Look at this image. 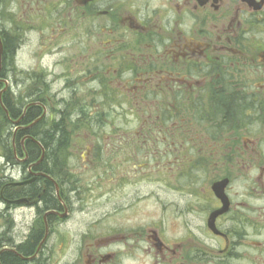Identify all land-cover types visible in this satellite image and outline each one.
Returning a JSON list of instances; mask_svg holds the SVG:
<instances>
[{
  "label": "flooded vegetation",
  "instance_id": "obj_1",
  "mask_svg": "<svg viewBox=\"0 0 264 264\" xmlns=\"http://www.w3.org/2000/svg\"><path fill=\"white\" fill-rule=\"evenodd\" d=\"M228 1L29 0L20 26L31 9L65 24L45 40L68 45V89H56L44 66L17 68L24 29L0 0V264H264V0ZM57 122L61 152L39 137ZM143 202L158 219L141 224Z\"/></svg>",
  "mask_w": 264,
  "mask_h": 264
},
{
  "label": "rangeland",
  "instance_id": "obj_2",
  "mask_svg": "<svg viewBox=\"0 0 264 264\" xmlns=\"http://www.w3.org/2000/svg\"><path fill=\"white\" fill-rule=\"evenodd\" d=\"M42 1V0H38ZM232 1V7L233 6H238L239 0ZM57 3V1H56ZM7 6L14 12L18 13V17H20L21 12H26L28 8V0H12L7 3ZM36 7V5H34ZM57 6V5H56ZM224 7H229V1L224 0ZM51 7V6H50ZM32 8V7H31ZM49 14V13H47ZM48 19H44L43 15L35 13L34 10L31 9V18H21V22L25 19L23 22L24 27H26V33L24 36L23 44L21 47V50L19 52L20 59L17 61L18 66L17 68L19 70H23V68H32L34 66L40 67L44 66L47 70V73L49 76H51L52 81L54 82L53 88L56 89H68V45L66 42H45V40L49 37L51 38L54 36V34L58 31H64L62 29L65 28V24H60L62 21V16L59 18V15L56 13V10L53 11V15L51 16L50 14L48 15ZM3 19V18H2ZM1 19L2 25L6 24V21ZM52 27H55V31H52ZM81 58L80 56H74V59ZM71 60V59H70ZM69 65H71L69 63ZM27 77L28 74H19L16 76V79H22L24 78V82L27 83ZM15 78V77H13ZM14 81V79H13ZM25 90V87L23 88ZM66 92V90H65ZM65 92L63 94H65ZM58 106V105H56ZM55 107V105L53 106ZM106 143L104 142L102 146L104 147V150L107 151L106 149ZM222 147L219 148L218 152L216 153L215 157V166L218 167V169H222V172H225V162L221 161L220 158L217 159V157L221 156L223 153V148L224 143L221 144ZM108 146V145H107ZM76 150V149H74ZM227 160V159H226ZM237 164V166H236ZM228 162L227 167L230 169V171L234 174L237 175V172L235 168L238 167L239 165V160L236 162ZM254 167V163H253ZM171 169V168H168ZM154 172L158 171L157 169L153 170ZM239 171V170H238ZM245 173H248L246 176H243V178L246 180L247 183H253V175L255 173V168L254 171L252 169L249 170V172L244 171ZM163 174L165 172L163 170H160V175L158 176L163 178ZM241 175V174H239ZM87 176H91L88 174ZM146 177H151V174L148 172H144L143 174L140 175L139 179L136 181V184H132L136 189L133 190L132 196L136 195L140 192V189L137 188V185H140L144 182V179ZM178 175H174L172 178L176 179V182L172 183V187L178 188L179 186V180H178ZM205 181H208L207 175L204 173L203 175ZM158 178H156V181H158ZM168 178V177H167ZM148 182V180H147ZM145 183V185L147 184ZM207 186V184H205ZM96 188V187H95ZM148 190L156 191L155 188L149 187ZM201 193L204 194V190H201ZM164 200L169 201L170 203H173L176 200V195L174 193H169V195L164 197ZM195 202H198L197 199H194ZM193 200L189 201V204L184 205L182 208L186 210V213L188 216H194L196 217L197 215L193 211L196 209L193 206L195 205V202ZM198 213V212H197ZM171 216V214H169ZM167 217V214L164 215ZM138 218L141 222V224L144 221H147L149 219L156 220L158 217L156 216V211L155 210H150V214L148 213V208L146 207V202L142 203V208L141 211L138 213ZM74 220H77V218H74ZM78 223V222H76ZM121 225H128L126 220L123 219L121 220ZM73 233V232H72ZM117 241H120L121 245L124 247L125 245V238H122L120 235H116ZM74 239V237H72ZM60 247H63V245L59 246L57 249V255L64 250L59 249ZM128 247V246H127ZM133 249L135 252L139 249L138 244H134ZM73 250H76V247H73ZM72 252V249L68 248V254ZM134 255L136 253H133ZM65 257V255H63ZM136 256V255H135Z\"/></svg>",
  "mask_w": 264,
  "mask_h": 264
},
{
  "label": "trees",
  "instance_id": "obj_3",
  "mask_svg": "<svg viewBox=\"0 0 264 264\" xmlns=\"http://www.w3.org/2000/svg\"><path fill=\"white\" fill-rule=\"evenodd\" d=\"M1 6V4H0ZM8 42V43H7ZM12 42L11 40H6V49H8V52H13V44L9 43ZM41 141L45 145L46 148L49 149V151H57L61 152L64 151L66 146V132H65V125L63 122H57L56 127L49 128V131H47L46 134H40L39 135ZM38 150H40L38 148ZM56 156L54 157V159ZM50 160V159H49ZM5 264H20L21 261L17 259L14 255L10 253H6L4 255Z\"/></svg>",
  "mask_w": 264,
  "mask_h": 264
},
{
  "label": "water",
  "instance_id": "obj_4",
  "mask_svg": "<svg viewBox=\"0 0 264 264\" xmlns=\"http://www.w3.org/2000/svg\"><path fill=\"white\" fill-rule=\"evenodd\" d=\"M0 42H1V40H0ZM2 46V45H1Z\"/></svg>",
  "mask_w": 264,
  "mask_h": 264
}]
</instances>
